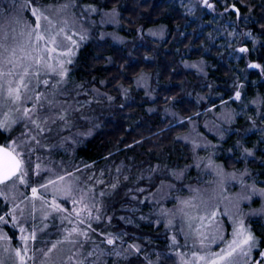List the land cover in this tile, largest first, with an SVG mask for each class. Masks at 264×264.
Listing matches in <instances>:
<instances>
[{"label": "trees", "instance_id": "obj_1", "mask_svg": "<svg viewBox=\"0 0 264 264\" xmlns=\"http://www.w3.org/2000/svg\"><path fill=\"white\" fill-rule=\"evenodd\" d=\"M0 1L1 8H3L0 9V13H5L6 11L9 18L19 21L21 18L19 12H22V17L25 19V22L27 23L31 20L35 25V18L30 12L32 8L26 7L24 0ZM39 1L46 2V6L48 7H46V10L55 8L58 11H61L59 5L74 3L76 5L75 7L70 6L66 10H73L77 15V20L83 19L80 18L81 16H86L88 19L91 18V14L93 13L89 14L83 11L88 5L94 6L95 4V6H98L96 8L100 12H110L115 7L120 14L119 19L122 25L117 29L119 36H124L123 38L130 37V40H132L126 45H116L108 38L103 40L90 39L80 47L73 64L69 68L71 72L69 73V80L76 88H103L111 95L118 96V87L122 86L127 89L126 93L121 95L124 97V100L128 96V100L130 98L133 99L130 104L116 107L110 114L101 115L98 120L99 127L82 145L75 146L77 147L75 155L86 163H93L98 169L106 162L111 164L112 169L116 171L117 169L120 171L123 167H128L131 173H136L140 170L145 175H148V178L147 176L142 178V181L132 186L129 191L133 194L136 193L138 188H144L146 198L143 201V205H141L142 200L139 195L135 202L134 200H130L129 203L127 202V197H129L127 189L131 184L121 183L120 181L117 188L108 195L112 203L110 204V200H108L107 210L109 211L111 207L112 211L107 215L111 216V220L108 223L110 228L115 231L123 230L118 235H121L122 239L126 242L134 240L132 237L135 236L137 238L139 237V240H136V244L139 242L145 244V246L151 245L156 236H159V229L153 231L151 226L143 223L135 227L126 226L125 222H129L128 218H134V216H130L128 210H125L123 206L130 204L135 207L139 203V207H147V204H151V210H155L157 214H160L163 205L158 203L159 201H154L155 196H153V193L158 191L160 187L155 184L160 182L164 176H153L150 171L156 166L162 169H168L170 172L180 170L187 166H193L189 171L190 180L186 178L187 180L185 179L179 182L170 181L169 185H175L174 189H177L181 184L184 186L186 184L185 181L193 183L198 181L203 173L200 172L202 170L201 168L208 164V159L210 158V155H208L204 160V165H201L199 162L194 164L195 157L199 161L201 160L198 158L200 152L196 151L197 147L194 152L191 150L190 145L194 143L192 140H188V143L185 142L187 140H182L183 136L185 139L189 138L185 137V134L189 131L188 126L181 124L169 128L168 126L171 121L163 117L164 109H172L174 107L173 109L177 110L182 118L195 123V127H193L195 138L193 136V139H203L205 141V147H207H204L205 149L216 151V154L218 153L216 160L211 162L219 167H223L227 162L225 151L231 149L234 153L235 148H237L238 153L229 158L228 161L233 160L236 167H239L243 171V163L236 159L241 154V150L236 146L240 143H245L247 146V143H252V141L258 139L256 134L247 136L248 138L244 137V135L264 122V118H262L264 117V103L253 102L264 100V72L260 68L258 70H249L246 68L249 65L248 63L253 62L264 66V0H211L218 15H222L220 19L235 23L237 28L240 27L241 21L245 20L247 23L242 26V29L248 30L254 36L259 37L263 44L258 50L249 51L246 56H242L239 62L236 63L235 67L243 72L241 81L238 80L242 85L240 87L241 99L240 101L230 99L229 105L226 106L227 114L231 115L236 114V112L238 113V109L243 105L250 106V109L253 108L254 110L252 111L251 109L252 112L248 116L241 113L240 117L231 119V121H228L224 115L225 119L223 122L217 117V113H219L221 108L217 106L216 99H213L211 96L224 94V97L227 99L230 98L236 91L238 83L235 77L240 78V76H235L230 67L222 60L223 57L219 55L217 46L210 47L211 52L214 53L213 55L207 56L202 54V49L199 47L205 41L204 36L195 38V34L193 33V35H185L182 39L179 38L182 28L188 20L179 9L170 7L165 0H103L102 4L101 0ZM8 2H13L18 5L9 4L5 7L4 4ZM230 5H234L237 8L239 16H237L236 11L231 10ZM50 6L53 7L50 8ZM19 7L23 8V10L19 11ZM38 7L45 10L42 5ZM225 8H229L228 13L224 12ZM3 22L4 17L0 15V23ZM159 27L167 29V37L165 36L166 38L162 40L161 44L159 41L146 38L147 31L150 29L155 30ZM191 27L195 28V25L192 24ZM214 28L216 26L209 24L207 28L208 37L212 38ZM93 29L95 28L93 27ZM139 29L143 30L140 44L137 43V31ZM191 45H194L198 49L196 52L191 50L189 52L191 59H188L191 63L192 59L202 60L208 65L206 67L205 77L199 76L195 71H187V61L181 59L186 49ZM217 55L221 58H218ZM145 80H149L153 84H155L156 80L160 82V86H155L157 89L153 94L154 102L152 103L148 99L152 87L146 88L147 94H145V91L142 93L135 90L136 83L139 81L144 82ZM203 80H205L206 85L210 86L202 87L201 83ZM204 99L205 101H202ZM208 106L217 107L213 108L211 112L207 111L203 114L202 112ZM148 108H154L155 111L149 112ZM208 127L210 129L217 128L220 133L228 131V129L235 130V132L231 135L226 134L224 140H219L217 136L206 131ZM16 129H18V125L14 127L11 133L4 132L0 134V144L6 143L5 138L12 137ZM62 138H64V135ZM62 138L58 136L54 139L48 138V140L50 144H56L60 147L64 143ZM197 164L200 165L199 168L196 166ZM154 165L155 167H153ZM247 166L246 168L249 173H254L259 176L260 182L264 180V156H261L260 159H257L253 163H248ZM227 168L231 170L228 166ZM170 172L169 175L173 178ZM167 179L164 178L163 181L166 182ZM3 190L8 191L7 188ZM17 192L18 199L20 198L22 200L24 197L21 193L28 196L29 189L23 185H19L18 191L14 193L16 194ZM98 193L100 192L98 191ZM170 195L172 194L170 193ZM149 197L151 200H148ZM18 202L20 203V200ZM3 204L4 201L0 199V205ZM168 206L166 209L170 207ZM21 207L25 208V217L21 219H27V223L31 224L30 217H28V213L31 211V204L26 201ZM6 210V208L0 210V214H3V211ZM36 213L41 215L39 212ZM17 215L19 216V212H17ZM146 217L149 220L151 214L146 215ZM257 219L256 223L250 224L253 234L259 240V247L254 252L255 254L252 260L256 258L257 253L264 247V243H260V241H264L262 231L264 218L259 217ZM47 222L48 220L46 221L47 227H43L44 230L38 232L39 237L34 242L36 249L49 247L51 243L63 239L62 227L60 230V228L53 226V223L50 224ZM162 225H164L163 227L166 226L165 224ZM29 229H31V226ZM107 229L104 228L102 230L104 232ZM125 230L129 231L131 235H125ZM4 231L12 239L15 229L7 226L4 227ZM99 235L101 234H93V238L95 236L99 237ZM149 237L152 238L147 239ZM183 242L188 244L189 240L187 242L183 240ZM71 246H74V244L64 243L58 246L59 252L57 256L60 263L67 256H70L74 250L72 248L70 249ZM183 249L191 256L189 249ZM36 257L37 264H39V260L42 258L39 252L36 253ZM122 264H125V262H122ZM162 264L175 263L171 258H168L162 261Z\"/></svg>", "mask_w": 264, "mask_h": 264}, {"label": "rangeland", "instance_id": "obj_2", "mask_svg": "<svg viewBox=\"0 0 264 264\" xmlns=\"http://www.w3.org/2000/svg\"><path fill=\"white\" fill-rule=\"evenodd\" d=\"M165 1L168 5H170V7L179 9L181 13L183 14V16H185L188 19L182 28V32L179 38L182 39L185 35L187 34L193 35V33L195 34L194 35L195 38L204 36L205 41L199 48L202 49V54L207 55V56L208 55L211 56L214 54L213 52H211L210 47L217 46V49L219 50V55L223 57L222 60L230 67V69L232 70V73L235 76L237 75L240 76V78L235 77V79L237 78V82H238L236 91L237 90L240 91V86L242 85L239 81H241L242 79L243 72L235 67L236 63L239 62L242 56H246L247 53H249V51L258 50L259 48H261V46H263V44L261 43V39L259 37L254 36L248 30L242 29V26L245 25L247 22L245 20H242L239 25L240 27L237 28L235 23L220 19L222 15H218L214 4L211 3V0H209V3L213 5V8L205 7L202 4L201 0H165ZM102 2L103 0H101V4ZM29 3H31L33 7L42 5L45 8V10L47 7L46 2H41L39 0H29ZM9 4L14 5L15 3L8 2L7 4H4V6L6 7ZM15 5H18V4H15ZM51 7L53 6H50V8ZM95 7H98V6H95ZM230 7H232V5H230ZM0 9H3L1 8V4H0ZM189 9H191V11H189ZM18 10L22 11L23 8L19 7ZM46 11H45V14L49 15V17L57 25V30L59 27H65V22H67L66 23V33L61 34L60 37L58 38L60 47L58 48L57 53L53 54L57 58L67 59V57H59L58 53L67 51L69 48L73 47L71 44V41L65 39V34L70 36L72 40H75L77 44L79 45L78 48L74 49L75 55L72 57L73 62H74V59L80 47L83 46L90 39L103 40L105 38H108V39H111L113 43H115L116 45H126L132 41L130 40V37L123 38L124 36L123 37L119 36L117 29L122 26L120 23V19H119L120 14L117 18L118 23L117 22L105 23V22H102L103 20L107 19L106 17H104V13L106 12H103V11L102 12L98 11L97 13L91 14L90 19H88L86 16H81L80 18H83V19H80V20L76 19L77 15L75 14V12H73V10L58 11V10H55V8H52ZM30 12L32 13V9L30 10ZM224 12L228 13L229 8H228V11L224 10ZM22 14H23L22 12H19V16H21V18L19 19V23L13 24V26L16 28L18 36H19V33L21 32L25 33L24 36H20L19 38L21 40H26L27 39L26 33L28 30L26 28V25L31 24L34 26V23H32L31 20L26 23L25 19L22 17L23 16ZM43 23L45 26H47L46 22H43ZM192 24L195 25V28L191 27ZM209 24L216 26V28H214L213 30L214 35L212 36V38L208 37L207 35V28L209 27ZM93 27L95 29H93ZM150 30L156 33V35H151L149 31L146 32V38L150 40L159 41V43L161 44L162 40H165V38L167 37V29L165 28L159 27L155 30H152V29ZM142 32L143 30L141 29L137 31V37H138L137 43L139 44H140V40L142 37ZM246 33H250V35H246ZM81 34L86 35V39L81 40L80 39ZM240 48H246L248 49V51L240 52L239 51ZM197 49H198L197 47H195L194 45L193 46L191 45L188 49H186L185 54L182 56L181 59L182 60L184 59L185 61H187L186 62L187 71L188 70L195 71L199 76L205 77L206 76L205 71L208 65L202 60L192 59V63L189 60L191 59V57L189 56V52L191 50L196 52ZM218 58H221V57H218ZM253 63H248V64H253ZM72 64L73 63L67 65L68 69L70 68ZM193 65H195V67ZM246 69L258 70L259 68L247 67ZM69 73H71L70 70H69ZM45 78L50 79V81L53 83L55 82V79H58V77L57 78L45 77ZM145 81L137 82L136 83L137 85H135V90L138 92L140 91L142 93H144L145 91V94H147L146 88L152 87L151 94L148 95L149 96L148 99L152 103L154 102L153 94L155 93L157 89V87L155 88V86H160V82L156 80L155 84H153L149 82V80H147L146 82ZM201 86L203 87V86H210V85H206L205 80H203V82L201 83ZM40 90L41 91L45 90L43 85H41ZM125 90L127 91L126 88L119 86L117 90L119 94L118 96H115V95H111L109 92H106L103 88H94V87H90L86 89H83L80 87L76 88V86L70 82L69 74H68V76L66 77V83H63L60 85V92L57 96V99L59 101L58 108L59 106H62L63 108L68 110V116H69V121H70L69 125L65 127L63 124L58 123L57 125L52 126L51 132L46 133L42 137H39L41 140V146H37L35 145V142L30 141L32 146L35 148L34 152L28 153L27 149H25L24 158L26 161H30L31 168H34L36 163H41L43 167L52 168L54 172L59 173L61 175H64L66 172H72L73 177L71 178L66 177V178L73 180L77 184V187L79 189H82L85 191L87 189H93V192L95 193V197H96L95 202L98 204H101L102 206V210L99 213V216H100L99 221H97L96 219L91 220L92 229H94V231H92L87 228V216H88L87 212L82 213V218L86 220V223L84 225H80L78 223V219L75 213L73 212V208L79 207V206L78 205L74 206L71 202V199L65 200V199L58 198L57 202L60 203V205L63 208H65L66 211L64 213H53L49 217L47 223H50V224L53 223V226L60 228V230L62 227L61 232H62L63 238L67 234L66 230L71 229L72 227H79L82 230L88 231L89 237H90V239L85 244L84 249L80 248L79 243L77 245L71 246L70 249L72 248L74 250L71 252L70 256H67V258L60 264H74L76 260L83 259L84 256L87 255V252L91 251L95 247V245H99L100 248L104 249L106 253H113L114 250L123 252V250L126 249L128 245L130 244H135L140 249L139 252L131 253L130 255L127 256V258H124L123 256L117 257L114 254L104 255L100 259V264H122V262H125V264H162V261L168 258H171L175 264H181L182 257L188 260L193 259L192 258L193 251L197 252L198 254H203L204 251H219L220 248L224 246V244L221 243L220 241H217V243L212 244L210 249H205V250H201L199 246L193 247L192 246L193 241L191 239H189L187 246H185L186 243L185 242L182 243V241L185 240V235L183 232H181V227L183 226V224L179 216H177L173 220V224L171 227H166V226L163 227L164 225L162 224L167 225L168 220L172 219V217L171 216L166 217L161 214H157L155 210H151V207H150L151 204H147L148 205L147 207H149L147 208L144 206L139 207V203H138V206L135 205V207L130 204H128L127 206L125 205L123 206L125 210H128V214L130 216H134V218L132 217L128 218L129 222L128 223L125 222V224L126 226L135 227L138 224L143 223V224H147L151 226L153 228L152 229L153 231H157L159 229V234H158L159 236H156L153 243L148 246H145V244H141L139 242L136 244V240H139V237L137 238L135 236L132 237L134 240H130L129 242H126L124 239H118L115 241L114 245H111V246L107 245L106 243H102V241L104 240V237L108 233H111L113 235H118L119 233L123 231V230L121 231L112 230V228H110V226L108 225V223L111 220V216L107 214L111 213L110 211H112L111 207L109 211L107 210L108 203H109L108 200H110V204L112 203L111 198L108 196L110 192H113V189L111 188V184L116 183L118 186L120 184V181L121 183L131 184V186H129V188L127 189L128 190L127 193L129 194L128 195L129 197H127V200H128L127 202L129 203L130 200L131 201L134 200L135 202L139 195L141 196V200H142L141 205H143L144 204L143 201L146 198L144 188H138L136 193H133V194H131V192L129 191L132 186L137 184L139 181L141 182L142 178L146 176L148 178V175H145V173L140 170L137 171L136 173H131L128 167H123L122 169H120L119 172H117L116 170L112 169L111 164H108L106 162L103 165H101V167L98 169V167H95L93 163H86L84 162V160L77 158V156L75 155V151H76V148L82 145L84 141L88 139L93 134V132L99 127L98 120L101 115L110 114L113 112V110L116 107H122L132 102L133 100L132 98L128 100L129 96L127 97L126 100H124V97L121 96L122 94L126 93ZM235 92L228 99L224 97V94H221V95L215 94L214 96L213 95L211 96L213 99H216L215 102H217V106L221 108L219 113H217V117L221 119L222 122L224 121L225 117L228 115L226 112L227 110L226 106L229 105V100L231 99L233 101H240V100L234 99ZM223 97L226 99H224ZM202 101H205V99ZM223 102H227V103H223ZM26 106L31 107L30 104ZM217 106H208L206 110L202 113L204 114L207 111L211 112L213 108H216ZM173 108L164 109L165 111L163 112L162 115L163 117H166L171 121V123H169V126H168L169 128L172 126H178L181 124H185L188 126L189 131L188 133L185 134V137H189V138L185 139L183 136L182 140L183 141L187 140L185 141L187 143H188V140H192V142L194 143H191L190 145L191 150L194 152L195 148L197 147L196 151L200 152V155L198 156V158H200L201 160L199 161L195 157L194 164L196 162H199L201 165L202 164L204 165L205 163L204 160L208 157V155H210L209 157L211 158V161L216 160V157H218L217 156L218 153L216 154V151L205 149L207 147H205L206 145L203 139H198V138L193 139V136L195 138V133L193 130V127H195V123H193V121L191 120L182 118L179 115V112ZM251 109L252 111L254 110L253 108ZM251 109H250V106H247V105L241 106L238 109V113L236 112V114L231 115L233 116L232 119H237L238 117H240L241 113L248 116L249 113L251 114L252 112ZM148 111L154 112L155 109L148 108ZM17 125H18V129L14 131V135L12 136V138L18 139V140L23 139L21 134L28 131V129L25 127L24 122H21ZM61 129H64V130H61ZM206 131L212 135L217 136L219 140H224L226 134L231 135L235 132V130L228 129V131H224L223 133H220L217 128L210 129L209 127L206 128ZM253 134H256L258 139L255 141H252V143H247L248 147L246 146L245 143L244 144L240 143L239 146H236L240 148L241 150V154H239V157H237L236 159L241 161V163H243L242 164V166L244 167L242 169L243 171L247 169L246 167H248L247 166L248 163H253L257 161V159H260L261 156H264L263 155L264 154V137H263L264 136V122L260 123V125L257 128L255 129L253 128L252 131H248V133L244 135V137L248 138L247 136H250ZM63 135H64V138H62ZM58 136L64 140V143H62V146L58 147V145L56 144L53 145L49 143L48 138L54 139L55 137L57 138ZM182 140L181 142H183ZM53 146L55 147L53 148ZM244 148L251 150L253 155L246 156V154L243 151ZM237 151H238L237 148H235L234 153H233V150L231 149H227L225 151V158H227V162L223 167H221L223 168L225 173L243 172L240 170L239 167H236L233 160L228 161L229 158H231L236 153H238ZM37 157H39L40 159L38 160ZM85 165H89L90 167L86 168ZM227 166L231 170H228ZM153 167H155V165ZM192 167L193 166H187L180 170H174L173 172H170L168 169H162L159 166H156L155 168H153L155 169V171L153 170L150 171V173L153 176L155 175L164 176L162 177V180L160 182L155 184V185H159L160 187L158 188V191L153 193V196H155L154 201L156 202L159 201L158 203L163 205L164 210L174 211L177 205V198L186 199L192 195H195V193H192L189 191L190 187L201 189V193L205 195V197L213 194L212 189L216 188V185L215 184L210 185L207 182L216 181L218 178L215 176L213 170L208 169L205 166L201 168L202 170L200 172H203V173L199 177L198 181L194 183L185 181L186 184L184 186L181 184L180 187L177 189H174L175 185H172L171 188L168 187L170 184V181L179 182V181L185 180L186 178L190 180L189 171ZM77 168H79L80 171H76ZM181 171L183 172L182 176L173 175L174 173L178 174ZM169 172L173 175V178L172 176L169 175ZM102 173L103 175H101ZM48 175H51V174H48ZM77 177L79 178L78 180L76 179ZM125 177H127V179H125ZM32 178L33 180H35V176H33ZM52 178L55 179V176L52 175ZM164 178L165 179L169 178V179H167V181L164 182L163 181ZM259 178L260 177L257 176L256 174L250 173V177L249 176L245 177V183L252 184L254 181L258 188L264 187V180L260 182ZM43 179H46V176L42 177V181ZM99 180H103L104 183L103 184L97 183V181ZM28 189H29L28 196H30L31 191H30V188ZM139 189H143V191H139ZM173 189L175 190L174 193H173L174 191ZM204 189H207L208 191L204 192L203 191ZM98 191L99 192L103 191L108 194L104 197H101ZM238 192H241V186L238 182L231 181L227 184L226 191H225L226 195L235 196V194ZM170 193L172 195H170ZM14 195L18 197V192L16 194L14 193ZM78 195L79 193H77V196ZM47 198L49 200L52 199L51 191H49V193L47 194ZM19 200L21 199L20 198L17 199L16 203H19L18 202ZM148 200H151V198L149 197ZM89 203H91V201H89ZM225 203L220 204L219 211L221 213H223L224 211ZM167 205L170 206V207L168 206L169 207L168 209H166ZM36 206H37V212L41 214L39 215L36 213V220H35V224L38 226V229H39V228L44 227V224H46V221L44 222L41 221L43 212L41 210V205L39 201H36ZM240 208L242 209L244 213H251L254 210L258 213L257 215H254V216H248V215L245 216L246 226L252 230V228L250 227V224L256 223L258 220L257 218L259 217L264 218V214H260V210L264 209V197H261L259 195H253L250 200L241 201ZM92 214H93V217L98 215L95 209L92 210ZM148 214H151V218L149 220L146 217V215ZM64 217H67V219H64ZM218 219L224 224V228H225L224 235L226 239H230L231 238L230 234L232 232L233 226L229 220V217L221 214L218 217ZM69 220H71V223H69ZM20 223L23 224L24 227L29 229L30 226L32 228L33 222L31 221V218H30L31 224L25 222L24 219H21ZM262 224H263L262 231L264 234V222H262ZM104 228H108V229L103 232L102 229ZM184 231L185 232L187 231L186 227L184 228ZM38 232H41V231H37V239L39 237ZM97 233L101 235H99V237L95 236V238H93V234H97ZM102 233L104 234L103 236H102ZM125 235L130 236L131 233L125 230ZM18 237H19V232L18 230L15 229L13 237L11 239V243L12 241H14V243H12L13 247L19 245L20 241ZM172 237L176 238L175 245H173ZM151 238L149 237L147 239H151ZM72 239L79 240L81 243L84 242L83 237L73 236ZM257 241H258L257 247L253 248L251 255L247 258L251 262V264H254L255 261L260 260L261 258L259 256V252L264 251V247H263L257 253L256 258L252 260V257L255 254L254 252H256L257 248L259 247V240ZM32 244L33 242L30 243V246H32ZM7 246H8L7 242L0 241V259L4 260V264H14V256L11 255L10 253H5L3 251V248ZM183 248L189 249L191 251V252L189 251V253H191V256L188 253H186L185 249ZM73 253H75L76 255L74 256ZM177 253H180V255H177ZM95 259L96 257L93 256L89 258V261L91 262ZM239 259L241 260V264H243L244 258L240 257ZM29 264H31V262H29Z\"/></svg>", "mask_w": 264, "mask_h": 264}, {"label": "snow or ice", "instance_id": "obj_3", "mask_svg": "<svg viewBox=\"0 0 264 264\" xmlns=\"http://www.w3.org/2000/svg\"><path fill=\"white\" fill-rule=\"evenodd\" d=\"M201 2L205 7L213 8L209 0H201ZM25 6L32 8V16L35 18L34 26L31 24L26 25L28 29L26 40L19 38L24 36L25 33L21 32L18 36L16 28L13 26V24H18L19 21L9 18L6 11L0 13L4 17V22L0 23V134L4 132L11 133L14 127L21 122H24L25 127L28 129V131L21 134L23 139L18 140L9 136L5 138L6 143L0 144V199L4 201V204L0 205V210L7 209L3 211V214H0V241L7 242L8 246L4 247L3 251L14 256V264H29V262L37 264V252L42 257L39 264H60L57 256L58 246L64 243L74 245L79 243L80 248L84 249L85 244L90 239L89 232L79 227H72L66 230L67 234L62 240L51 243L49 247L36 249L34 242L37 240V231H43L47 227V224H44V228L38 229L35 224L36 201L40 202L43 212L41 221L44 222L53 213H64L66 211L57 202L58 198L71 199L74 206H79L73 208L78 223L80 225L86 223V220L82 218V213L87 212V228L92 231L94 229H92L91 220L96 219L99 221L102 206L95 202L96 197L93 189H87L86 191L79 189L73 180L67 179L73 177L72 172L61 175L54 172L52 168L43 167L41 163H36L35 167L31 168L30 161H26L24 158L25 149L28 153L35 151L30 141L35 142L37 146H41L39 137L51 132L52 126L60 123L67 127L70 123L68 110L62 106L58 108L57 96L60 92V85L66 83V77L69 74L67 65L73 63L74 49L79 47L75 40L65 34V39L70 40L73 47L58 53L59 57H67V59L54 56L53 54L57 53L60 47L58 38L61 34L66 33L67 22H65V27H59L57 30V25L45 14V10L38 6L33 7L29 0H25ZM70 6L75 7L76 5L65 3L59 5V9L66 10ZM232 8L239 16V11L235 9L234 5ZM83 11L91 14L97 13L99 10L92 5H88ZM225 11H228V8H225ZM118 16L119 13L114 7L110 12L104 13V17L107 19L102 22L118 23ZM43 22H46L47 26ZM149 32L151 35H156L151 30ZM246 35H250V33H246ZM80 39H86V35L81 34ZM239 51L246 52L248 49L240 48ZM193 66L195 67V65ZM248 67L260 68L264 72V66L260 64L253 63L249 64ZM45 77H58V79H55L53 83ZM41 85L44 86V91L40 90ZM234 99H241L239 90L235 92ZM253 102L264 103V100ZM28 104L31 107L26 106ZM226 119L231 121V114H228ZM243 151L246 156L253 155L252 151L247 148H244ZM37 159L40 158L37 157ZM196 166L200 167L199 164ZM85 167L90 166L85 165ZM205 167L213 170L218 178L216 181L207 182L210 185H216V188L212 189L213 194L205 197L201 193V189L190 187L189 191L195 193V195L186 199L177 198L174 211L161 209L160 214L172 217L168 220L167 227H171L173 220L179 216L183 224L181 232L184 233L186 242L189 239L193 241V247L199 246L201 250L210 249L211 245L217 243V241L223 243L224 246L219 251H204L203 254L193 251V259L188 260L182 257L181 264H241L240 257L244 258L243 264H251L247 258L251 255L253 248L257 247L258 241L252 230L246 226L245 216H254L258 213L255 210L251 213H244L240 208V202L250 200L253 195L264 197V187L257 188L255 182L252 184L245 183V177L250 175L247 169L239 175L236 172L225 173L223 168L214 165L210 158ZM76 171H80V169L77 168ZM52 175L55 176V179L52 178ZM173 175L182 176L183 172L174 173ZM33 176H35V180H33ZM45 176L46 179L42 181V177ZM231 181H236L241 186V192L236 193L235 196L225 194L226 186ZM97 183L103 184L104 181L99 180ZM19 185L30 188L31 195L27 196L21 193L24 198L20 200V203H16L18 197L14 195V192L18 191ZM168 187L171 188L172 185ZM5 188L8 191H4ZM111 188L115 190L117 184H111ZM49 191L52 195L51 200L47 198ZM139 191H143V189H139ZM203 191L207 192L208 190L204 189ZM77 193H79L78 196ZM107 194L103 191L99 193L101 197ZM25 201L31 204V211L28 213V217L33 222L31 230L20 223L21 218L25 217V208L21 207ZM221 203H225L223 213L219 211ZM93 209L98 214L95 217L92 214ZM17 212H19V216ZM221 214L228 216L233 226L230 239H226L224 224L218 219ZM260 214H264V209L260 210ZM64 219H67V217H64ZM25 222H27V219H25ZM69 223H71V220H69ZM7 226L18 230L19 245L12 246L10 237L4 231V227ZM185 227L187 228L186 232L184 231ZM73 236L83 237L84 242L81 243L79 240L72 239ZM118 239H122V236L108 233L102 243L111 246ZM172 241L175 245L176 238L172 237ZM30 242H33V246H30ZM260 243H264V241H260ZM139 251L137 245L130 244L123 252L114 250L113 253H106L99 245H95L83 259L76 260L74 264H100V259L104 255L114 254L117 257L127 258L131 253ZM73 255L76 254L73 253ZM177 255H180V253H177ZM93 256L96 259L90 262L89 258ZM259 256L261 259L255 261L254 264H264V251H260ZM0 264H4L3 259H0Z\"/></svg>", "mask_w": 264, "mask_h": 264}, {"label": "water", "instance_id": "obj_4", "mask_svg": "<svg viewBox=\"0 0 264 264\" xmlns=\"http://www.w3.org/2000/svg\"><path fill=\"white\" fill-rule=\"evenodd\" d=\"M236 9V8H235ZM231 10H233V8L231 7ZM234 11V10H233Z\"/></svg>", "mask_w": 264, "mask_h": 264}]
</instances>
